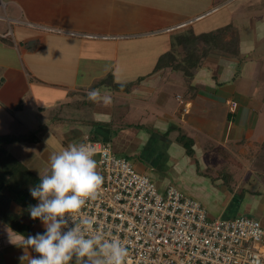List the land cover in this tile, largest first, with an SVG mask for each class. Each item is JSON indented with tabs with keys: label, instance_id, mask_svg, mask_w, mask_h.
Here are the masks:
<instances>
[{
	"label": "crops",
	"instance_id": "crops-1",
	"mask_svg": "<svg viewBox=\"0 0 264 264\" xmlns=\"http://www.w3.org/2000/svg\"><path fill=\"white\" fill-rule=\"evenodd\" d=\"M237 1L0 0V136L24 137L7 149L43 176L50 153L101 139L159 190L176 185L210 217L264 224V8ZM226 26L239 56L204 53L210 44L201 40L193 76L175 67L185 66L176 57L183 38ZM167 53L175 61L158 66ZM13 207L30 222L28 210ZM44 231L37 219L29 235ZM9 232L28 236L0 219V264H21L25 250Z\"/></svg>",
	"mask_w": 264,
	"mask_h": 264
},
{
	"label": "built area",
	"instance_id": "built-area-1",
	"mask_svg": "<svg viewBox=\"0 0 264 264\" xmlns=\"http://www.w3.org/2000/svg\"><path fill=\"white\" fill-rule=\"evenodd\" d=\"M231 106L236 107L237 102ZM83 143L94 149L104 182L98 197L87 202L77 219L94 221L89 235L119 239L128 249L126 264H264L260 219L249 215L210 217L205 205L176 185L159 190L148 175L115 154L107 142L87 138Z\"/></svg>",
	"mask_w": 264,
	"mask_h": 264
},
{
	"label": "clouds",
	"instance_id": "clouds-1",
	"mask_svg": "<svg viewBox=\"0 0 264 264\" xmlns=\"http://www.w3.org/2000/svg\"><path fill=\"white\" fill-rule=\"evenodd\" d=\"M48 162L49 171L29 189L39 203L28 209L45 231L27 237L16 234L15 239L9 232V242L25 250L21 264H126L128 249L119 239L89 235L94 221L77 219L87 202L98 197L104 182L94 149L86 143L69 145L50 153ZM28 249L39 255L30 256Z\"/></svg>",
	"mask_w": 264,
	"mask_h": 264
},
{
	"label": "trees",
	"instance_id": "trees-1",
	"mask_svg": "<svg viewBox=\"0 0 264 264\" xmlns=\"http://www.w3.org/2000/svg\"><path fill=\"white\" fill-rule=\"evenodd\" d=\"M225 0H215V4L221 3ZM231 26H226L219 29L217 33H209L204 35L192 34L182 42L185 46L192 48L194 51L197 50L198 44L201 40L206 41L210 44L205 48L204 53H208L211 48H218L227 51L233 55L239 56L240 45L239 38L237 36L226 40L224 35L228 32ZM206 38L207 40H204ZM190 53V67L179 66L180 62H177L176 68L182 69L186 76H193V71L199 65L200 58L195 55L194 51ZM208 51V52H207ZM172 56V58L170 57ZM196 56V57H194ZM170 61H175L172 53H167L159 59L158 66H166ZM24 137L5 135L0 136V219L5 223L9 224L15 231L29 235L32 232V226L36 220L31 219L29 223L23 221V214L18 212L13 205H18L20 208L25 210L29 209L30 205H36L35 200L29 189L35 187L40 182V176L32 172L25 164L15 158L11 153L7 152V144L10 142L21 141ZM188 146V150H191V140L185 142ZM29 211V210H28Z\"/></svg>",
	"mask_w": 264,
	"mask_h": 264
},
{
	"label": "rangeland",
	"instance_id": "rangeland-1",
	"mask_svg": "<svg viewBox=\"0 0 264 264\" xmlns=\"http://www.w3.org/2000/svg\"><path fill=\"white\" fill-rule=\"evenodd\" d=\"M204 0H202V2H203ZM209 1V0H208ZM232 6H234V7H240V8H242V10H245L246 8H248V7H250V8H252V9H254V6H256V7H259V6H261L262 8H264V0H239V1H237L236 3H234ZM219 16H221V18H224V20H226L228 17V10L227 9H225V10H223V11H221L219 14H218ZM225 35H227V34H225ZM204 40H207L206 38H204ZM178 45H180L181 47H182V45H183V51L184 52H181V53H179V55L176 53V57L177 58H180V60H182V58H184L183 60H185V61H182L183 63H185V66L186 67H190V63L189 62H187L186 63V61H189V59H190V61L192 60L189 56H190V53L192 52V48L190 49V46L189 47H187V46H185L184 44H183V42L181 43V42H179L178 44H177V46ZM194 51V50H193ZM194 53H195V51H194ZM195 55H196V53H195ZM180 56V57H179ZM194 57H196V56H194ZM263 62V61H262ZM264 63V62H263ZM262 63V65H261V71L259 72L260 74H259V79L262 81V80H264V64ZM263 86H264V84H263ZM262 88V87H261ZM7 152H9V149H7ZM10 153V152H9ZM15 157V156H14ZM16 158V157H15ZM32 233V232H31Z\"/></svg>",
	"mask_w": 264,
	"mask_h": 264
}]
</instances>
